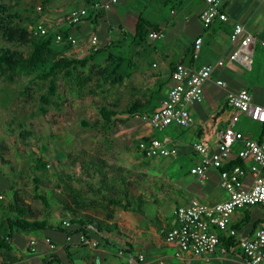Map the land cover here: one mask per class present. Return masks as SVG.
Wrapping results in <instances>:
<instances>
[{
	"label": "crops",
	"instance_id": "1",
	"mask_svg": "<svg viewBox=\"0 0 264 264\" xmlns=\"http://www.w3.org/2000/svg\"><path fill=\"white\" fill-rule=\"evenodd\" d=\"M96 1L106 0H95L93 3ZM92 4H88L87 0H56L54 5L47 8L48 14H43L37 22H43L52 32L67 31L69 37L76 40L80 49L86 51L92 50L91 38L93 36L97 38V48L117 43L118 45H133L132 38L139 16L146 18L152 25L158 26V32L163 34L161 40H152L150 43V39L147 38L142 46H135L136 52L131 58L127 54H122L124 58H128L123 66L130 64L133 69L127 71L128 77L119 85L132 90L136 89L138 92L137 98L129 105L149 100L153 92H158L157 99L152 101L156 104L154 109L156 110L170 87L171 72L176 63L191 69H197L206 64H215L217 61H223V66L214 68L211 79L205 83L203 102L188 107L194 122L189 129L171 125L162 131H156L152 130L148 124L139 121L146 134L136 142L137 162L149 166L160 162L171 163L170 181L166 187L163 186L160 189L156 185H150L151 190L136 194L138 181H140L139 173L135 177L137 182H134L129 180L127 175L118 176L106 172L107 187H111L114 183L116 189L126 187L128 190V204L125 201H122V204L129 206L130 209H123L93 197L94 190L101 188L103 179L94 174L92 169L89 170V175L87 171L81 169L87 175V180L78 177L83 181L82 186L86 188L84 190L85 207L80 211H77L79 207L77 209L73 207L77 212L74 213V217L93 218L114 226V229L102 234L89 231L88 240L90 243H96V247L79 244L78 235L69 237L67 241L66 237L54 232H38L42 233V238H36V240L32 238L24 242L25 246L21 252L25 249L28 251V242L35 240L36 252H28L32 256L38 255L41 264L49 255H56L62 262L70 259L73 264H159L160 261L164 264H171L175 262L176 248L165 241V235L175 225L174 210L180 206H187L192 200L216 204L227 198L220 186L217 170L208 169L206 179L203 181L190 174V170L200 162V158L191 148L192 143L205 140L212 150L216 148L218 138L225 129L230 115L226 107L227 90L236 91L246 88L254 103L264 105V61L258 69L253 68L252 64L248 69L238 62L229 61V56L234 50L230 35L235 24L242 25L245 32L255 38L256 44L264 42V3L254 0H232L225 3L221 11L226 15L227 21L216 20L208 29H204L200 21V13L205 7L202 0H118L117 4L107 12L95 11ZM78 9H86V18L79 24L69 25L65 21L66 15ZM42 11L44 10L41 8L39 13L42 14ZM171 28H180L181 31L189 30L191 35L188 43L181 46L175 42L168 49L163 47L164 44L159 45L157 42L166 39L165 34ZM196 38L202 39V47L198 58L194 60L192 50ZM252 72L258 73L259 76L255 81L247 82L245 77ZM130 80H132L130 86H127ZM217 80L223 81L226 88L217 86L215 84ZM132 118L130 116L125 118V123L133 120ZM239 123L242 124L241 127ZM235 129L253 140L264 139V122L253 121L248 115H240ZM150 139H158L167 147L175 148L177 155L169 158H145L138 150V144L142 140ZM237 149L238 145L234 146V152ZM232 157V161L236 160L234 156ZM101 161L104 162V160ZM123 179L125 181H122ZM251 180V175L246 173L244 183L250 185ZM260 211L261 216H252L246 212L242 216H235L238 211L232 214L230 219L232 228L235 223L243 224L242 230L237 231L238 240L250 238L253 231L264 222L262 208ZM74 217L71 219L73 220ZM257 220L260 221L253 229L252 225ZM216 234L218 237L223 236L224 239H229L220 231L216 230ZM51 237L53 240L65 243L61 250L56 253L52 252L53 254L44 243V238L50 239ZM236 247L237 245L228 250L220 241L217 251L206 256L207 261L205 257L198 258L194 260V264H247L242 252ZM139 256H142L143 260H140Z\"/></svg>",
	"mask_w": 264,
	"mask_h": 264
},
{
	"label": "rangeland",
	"instance_id": "2",
	"mask_svg": "<svg viewBox=\"0 0 264 264\" xmlns=\"http://www.w3.org/2000/svg\"><path fill=\"white\" fill-rule=\"evenodd\" d=\"M47 1L46 4V2L42 3L44 0H0V5L23 19H31L33 24L26 25L31 32L40 17L45 13L48 14L47 8L56 3V0ZM37 6L44 10L42 14L36 9ZM190 35L191 32L187 29L181 31L180 28H171L165 34L166 39L157 43L164 44L165 49L175 42L183 46L188 43ZM149 42L151 43L152 40L150 39ZM0 45L8 46L24 54L29 50L28 44L8 43L1 36ZM109 51L116 56L127 54L131 58L136 52V47L134 44H128V46L117 44ZM64 54L82 59L90 55L91 50H81L76 42L69 46ZM106 56V53L100 54L92 63L104 67ZM252 60L253 67L257 69L264 61V47L256 42ZM44 70L46 66H39L34 73L16 78L12 82L0 79V225H5V220L10 216L5 208L13 201L15 193L24 205L34 212L37 219L47 218L52 225L63 221L69 223V219L74 215L64 211L63 204L55 199L50 191L55 190L57 194H61V198L65 199L67 204L76 207L72 204V195L64 190V184H68L73 190L80 192L82 204L78 205L77 211L82 210L85 207L84 190L86 188L76 179L81 177L87 180V175L81 170L79 162L96 161L106 172L118 176L127 175L129 180L134 182H137L135 177L139 173L140 181H138L136 194L151 190L150 185H156L160 189L168 185L171 163L160 162L149 166L137 162L136 142L146 134L138 119L133 117V120L122 123L120 120H125L129 115L117 114L115 118L118 121L108 133L82 124L83 121L99 120V109L102 106L120 112L137 98L136 89L132 90L118 83H104L96 71L92 70V74L87 76L90 79L82 85V91L77 88V82L67 83L62 76L58 77V91L62 96L59 108L52 105L46 106L39 101V96L45 92V86L42 83H39L37 90L33 92V99L26 101L21 96L22 90ZM250 74L245 77L247 82L255 81L259 76L254 72ZM131 81L127 83V86H130ZM30 86L33 88L32 83ZM255 97L258 99L257 95ZM238 125L241 127L242 124ZM37 158L47 162V172L42 175L35 169ZM100 160H104L106 164ZM60 175H63L61 176L63 182L59 179ZM36 177L41 178V185L37 186L38 190L33 183ZM38 195L49 199V208H45L37 198ZM245 212L252 216L262 214L260 207L254 206L238 210L235 216H242ZM2 233L7 235L6 226L2 228ZM42 236V233L38 232L26 234L14 231L10 239V249L0 250V264H41L38 255H29L26 249L23 252L21 249L25 246L24 242L32 238L36 240ZM49 240L54 244L53 250L48 248L51 254L65 246V243L53 240L52 237ZM238 249L242 252L240 248Z\"/></svg>",
	"mask_w": 264,
	"mask_h": 264
},
{
	"label": "built area",
	"instance_id": "3",
	"mask_svg": "<svg viewBox=\"0 0 264 264\" xmlns=\"http://www.w3.org/2000/svg\"><path fill=\"white\" fill-rule=\"evenodd\" d=\"M204 9L200 13V21L204 29H208L216 20L227 21L226 15L221 11L223 5L232 0H202ZM264 3V0H254ZM118 0L96 1L92 4L95 11H109ZM40 11L41 7H37ZM87 16L86 9L70 11L65 21L69 25L79 24ZM48 27L43 22H37L31 33L35 36H44ZM151 40H161V32H151L148 35ZM62 40L58 34L56 43ZM67 42L72 45L75 39L68 37ZM230 42L234 50L229 56L230 62H238L250 69L253 57L255 38L246 33L243 26L235 24L230 35ZM260 45L264 47V42ZM202 39L196 38L193 42L192 58L196 60L200 54ZM92 50L97 49V38H91ZM223 61L215 64L202 65L197 69H191L183 64H177L171 72V83L165 98L160 106L149 114H137L134 117L140 122L148 124L152 130L162 131L165 128L175 125L182 129H189L193 126V118L188 107L203 102V88L216 67H222ZM219 87L226 88V84L215 81ZM226 107L230 111L228 123L218 138L215 149H211L205 140H198L192 143L191 148L200 158L197 166L190 170V174L199 180L206 179L208 169H215L219 172L220 186L227 195V198L216 204H207L192 200L187 206L177 207L174 212L175 225L166 233L165 241L174 246L175 262L171 264H194V260L214 254L220 240L216 230L224 233L228 238L236 237L237 231L230 226V219L234 212L253 206H259L264 214V139L253 140L244 136L235 129L240 115H248L253 121L264 122V105L252 101L251 94L246 88L236 91L227 90ZM238 149L234 152V146ZM138 150L145 158H169L175 157L177 151L173 147H167L158 139L141 141ZM239 159L243 165H236L231 169H223L232 160ZM246 173L252 177L250 185L244 183ZM63 226H69L63 222ZM69 240V237L66 238ZM78 242L83 246L96 247V243H90L83 234L78 235ZM44 243L50 250L54 244L49 238ZM237 247L241 249L247 264H264V222L256 228L250 238L238 240ZM28 251L36 252V241L28 242ZM143 260L142 256H139ZM207 261V260H206ZM159 264H164L162 261Z\"/></svg>",
	"mask_w": 264,
	"mask_h": 264
},
{
	"label": "trees",
	"instance_id": "4",
	"mask_svg": "<svg viewBox=\"0 0 264 264\" xmlns=\"http://www.w3.org/2000/svg\"><path fill=\"white\" fill-rule=\"evenodd\" d=\"M95 0H87L88 4H92ZM48 3L44 0L42 3ZM33 21L31 19H23L20 15L8 12V9L3 5H0V36L8 43H14L18 45H29V50L27 53H21L16 50H12L8 46L0 45V79L12 82L16 78L25 77L34 73L39 66H46L41 74L35 77L30 84H33V88L30 84H27L21 92V96L26 100L30 101L33 99V92L38 88V84L42 83L45 86V92L39 96V101L44 105H52L55 108H59L61 103L59 102L62 98L58 91V77L62 76L64 81L67 83L74 84L77 82V88L82 91V85L85 81L89 80V74H92V70L96 71V74L100 76L104 83L110 82L112 84H121L127 77V71L132 70L133 66L127 64L123 66L126 59L123 56H116L109 50L115 47L117 44H111L108 47L97 48L96 50H91V54L82 58L77 59L74 57L66 56L65 50L71 46L67 42L69 34L67 31H56L52 32L48 30L47 34L44 36L33 35L26 25H31ZM158 26L152 25L146 18L139 16L135 24L133 42L135 46H142L148 38L151 31H158ZM60 35L62 40L60 43L55 42L57 35ZM260 45V44H259ZM106 53V65L104 67L98 66L95 63V59L98 55ZM48 62H50L48 64ZM92 63L91 65H89ZM48 64V65H47ZM179 64V63H178ZM177 63L174 65V67ZM253 65V62H252ZM88 67V69H87ZM254 68V67H253ZM86 69V71H85ZM174 68H172L173 71ZM88 76V77H87ZM111 79V80H110ZM76 80V81H75ZM158 92H153V95L149 97V100L144 102L138 101L133 103L126 108L122 109L120 112L112 110L106 106H102L99 109L100 119L94 122L83 121L82 124L85 127L99 128L108 133L111 128L118 121L115 116L129 115L134 117L137 114L142 113H152L156 107L152 101L157 99ZM120 122L125 123V120H120ZM262 139H257L261 141ZM146 141V140H142ZM1 149V146H0ZM101 161V160H100ZM103 162V161H102ZM72 163H74L72 161ZM81 163V169L87 171L89 175V170L92 169L94 174L100 176L103 181H101V188L98 187L94 190L93 197H97L98 200L103 201L112 206H119L123 209H130L129 206L123 205L122 201L127 202L128 190L126 187L119 189L115 187L112 183L111 187H107V174L104 168L98 164L96 161H86ZM105 164V162H103ZM236 165H243V162L236 159L230 162L228 165L224 166L223 169H231ZM47 162L42 158H37L35 169L39 174H44L46 170ZM61 176L59 179L63 182ZM67 176V175H65ZM89 177V176H88ZM91 178V177H90ZM81 185L83 181L81 178L76 179ZM122 181H125L123 179ZM36 185L35 188L38 190V185H41V178L36 177L33 180ZM64 190L70 193L73 197L72 204L78 208L82 201L79 191L73 190L68 184H64ZM51 194L64 206V211L73 214L75 210L72 206L67 204L66 200L61 198V194H57L55 190L50 191ZM13 201L7 204L6 210L10 216L5 220V225H0V250H8L10 248V239H12L13 232L22 233H32V232H51L56 233L64 238L74 237L79 234H83L87 238H90L89 231H95V234H102L104 232H110L114 229V226H109L97 221L93 218H77L69 219V226L65 227L62 223L52 225L48 222L47 218L37 219L34 212L24 205L20 198H18L16 193L14 194ZM37 198L45 206L49 208V199L38 195ZM257 220L253 225V229L259 223ZM6 226L7 235L2 233V228ZM243 227L242 223H235L233 228L236 231H241ZM221 243L226 249L234 248L238 244V239L236 237H230L229 239H224L223 236H219ZM66 250V249H65ZM56 262L57 264H73L72 260L68 259L67 262H62L58 260L56 255H49L43 260V264H51Z\"/></svg>",
	"mask_w": 264,
	"mask_h": 264
}]
</instances>
